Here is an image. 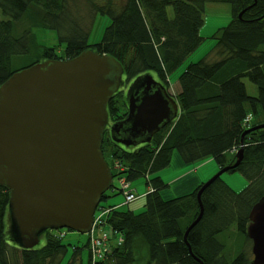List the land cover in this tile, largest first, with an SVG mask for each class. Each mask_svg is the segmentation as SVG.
Here are the masks:
<instances>
[{
    "label": "trees",
    "instance_id": "obj_1",
    "mask_svg": "<svg viewBox=\"0 0 264 264\" xmlns=\"http://www.w3.org/2000/svg\"><path fill=\"white\" fill-rule=\"evenodd\" d=\"M207 1L228 2L231 18L212 34V48L178 74L175 120L161 126L149 141L135 145L116 142L109 129L103 132L101 149L112 176L126 180L145 176L148 189L139 212L122 208L123 202L98 204L107 209L102 216L104 230L121 232L123 241L94 264H251L252 253L244 247L251 239L245 229L251 206L264 194V126L249 129L242 143L240 139L249 126L264 122V0H0V84L26 65L91 48L114 56L125 79L154 71L166 87L170 73L205 38L200 27ZM97 13L110 20L100 39L89 42ZM20 20L23 25H17ZM18 26L22 27L17 31ZM33 26L54 29L59 42H64V55L54 44H41L38 58L15 66L14 58L31 50ZM243 77L255 83L256 94L247 92ZM117 92L107 102L111 123L127 113V101L121 109ZM241 145L242 158L225 171L238 170L247 184L235 190L219 174L204 187L202 215L186 234L189 250L183 235L200 210L197 190L204 181L167 197L161 191L169 182L157 171L169 165L174 150L185 164L212 156L221 168L235 161ZM109 188L117 187L111 183ZM107 196L106 189L102 199ZM8 201L9 190L0 185V264L80 263L82 245L76 243L65 260L70 243L63 241L62 228L42 230V244H19ZM231 225L236 229L232 234ZM231 237L238 248L232 255ZM83 245L90 250L91 264L90 233Z\"/></svg>",
    "mask_w": 264,
    "mask_h": 264
},
{
    "label": "water",
    "instance_id": "obj_2",
    "mask_svg": "<svg viewBox=\"0 0 264 264\" xmlns=\"http://www.w3.org/2000/svg\"><path fill=\"white\" fill-rule=\"evenodd\" d=\"M123 67L112 55L87 48L67 58H46L13 71L0 84V185L9 190L8 212L16 240L24 247L39 242L46 228L86 232L112 173L101 149L108 126L124 145L147 142L153 132L177 117L179 106L165 85L144 72L127 90V113L108 124L107 102L121 85ZM264 126L263 123L249 129ZM219 168L197 190L242 158ZM251 264H264V194L248 213Z\"/></svg>",
    "mask_w": 264,
    "mask_h": 264
},
{
    "label": "rangeland",
    "instance_id": "obj_3",
    "mask_svg": "<svg viewBox=\"0 0 264 264\" xmlns=\"http://www.w3.org/2000/svg\"><path fill=\"white\" fill-rule=\"evenodd\" d=\"M1 17V16H0ZM203 24L200 27V34L204 36L205 38L203 39L202 43L198 46L197 49H195L184 61L181 63L173 72L170 73L169 75V83L167 84V89L175 96L179 89V84L177 82V76L178 74L184 69L185 65L189 61H195L202 55H204L207 51H209L213 44L215 43V39L212 36V34L218 29V27L225 25L228 23V21L231 18V6L228 2L224 1H207L204 5V11H203ZM109 17L106 14H101L97 13L95 15L93 24L91 26L90 34L88 37L89 42H96L100 39L103 29L106 24L109 23ZM23 20H20L17 22V25H23L24 23ZM22 26H18L17 31L21 28ZM32 32L35 35V40L33 42V45L31 44V50L29 53L26 54H20L17 55L13 62L15 66H20L23 64L28 63L30 60L34 58L39 57V50H38V45L40 46L41 44L44 45H51L54 44L57 47V53L59 55H64V42H59L57 33L54 29L44 27V26H33ZM36 45V47H35ZM33 46V47H32ZM150 73L155 74L154 71H150ZM123 82L122 85L119 86V91L116 94V100H118L117 104H121V109H123L124 106V99L127 101V90L123 91V89L129 85V81L126 79L125 76H122ZM125 80V81H124ZM131 80L130 82H132ZM243 81L245 82L246 85V90L249 94H256L257 92V87L255 83H253L250 79L247 77H243ZM121 89V90H120ZM127 89V88H126ZM123 103V105H122ZM110 118V117H109ZM110 120V119H108ZM175 118L172 121H174ZM111 121V120H110ZM107 129H105V133H107ZM177 152L176 150L173 151ZM103 153V152H102ZM228 156V155H227ZM172 162L170 165L160 169L157 171L158 174H160L163 179L166 181H173L175 178L181 175L185 170H193L201 177L202 180L200 181H205L207 180L210 176H212L215 172L219 170V165L215 161V159L212 156H203L200 157L190 163H186V165H182L181 168H178L180 166H177L176 159L174 157V154H172ZM228 165V164H227ZM110 166V165H109ZM185 167V168H184ZM220 177L227 182L231 187H233L235 190H240L242 189L246 184H247V179L246 177L239 172L238 170L235 171H223L220 174ZM113 184L116 186L118 183V179L114 176L112 178ZM130 186L135 190V196L132 197L128 202H124L123 198L124 195L122 192H118L116 189L113 190L111 188H107V193L108 196L105 197L104 199L101 200V203L103 205H109L112 203H115L117 201L123 202L120 206L122 208H130L133 209L134 212H139L144 209L143 206V201H144V193L148 189V185L145 183V176H137L134 179L129 180ZM176 182L171 184V187H166L165 189H162V194L164 196H171L175 195L173 192H171L172 188ZM108 207V206H106ZM106 213V209L103 208ZM99 211L97 212V214ZM104 213V214H105ZM95 216L96 213H95ZM95 218V217H94ZM8 222V219H7ZM53 230H58L55 228H51ZM105 229L109 232L110 231V226L105 225ZM231 231V234L236 231L235 226L231 225V228L229 229ZM63 239L64 242L70 243L69 245V250L66 254L65 260H67L68 256H70V252L72 250V243H76L78 245H82V250H81V258H80V263L78 264H88V261L90 262V250L88 246L83 245L84 242L88 241L89 238V233L87 232H80L74 229H64L62 228V231L59 232ZM121 233V232H119ZM123 236V235H122ZM230 237V236H229ZM45 240V234L42 233L39 238L38 244H42ZM233 237L229 238L228 244H232V248L230 246V251L229 254H234L238 251V248L235 249L236 247L233 244ZM245 249L247 251L251 252V242L245 241ZM110 246V245H108ZM235 250V251H234ZM233 252V253H232ZM252 253V252H251ZM64 260V262H65ZM94 261V260H93ZM90 264V263H89ZM92 264V262H91Z\"/></svg>",
    "mask_w": 264,
    "mask_h": 264
},
{
    "label": "built area",
    "instance_id": "obj_4",
    "mask_svg": "<svg viewBox=\"0 0 264 264\" xmlns=\"http://www.w3.org/2000/svg\"><path fill=\"white\" fill-rule=\"evenodd\" d=\"M119 185H120L121 190L125 194V200L126 201L130 200L132 197L135 196V192L129 187V183L125 177H119ZM103 208L104 207H101L98 209V211H99L98 217H100L104 213L105 210ZM121 242L122 241H120V240L113 241L110 244V246H108L105 233L101 234L99 237L93 236L92 246H91V250H92L93 256L95 258L93 263L97 259L103 258L105 256V254L111 249L113 244H120Z\"/></svg>",
    "mask_w": 264,
    "mask_h": 264
},
{
    "label": "crops",
    "instance_id": "obj_5",
    "mask_svg": "<svg viewBox=\"0 0 264 264\" xmlns=\"http://www.w3.org/2000/svg\"><path fill=\"white\" fill-rule=\"evenodd\" d=\"M173 154H174V157L177 161L176 165L180 166L178 168H181L182 165H186L184 162H182V160L180 159V157L178 156V154L176 152H174ZM171 160H172V158H171ZM171 162L172 161H170V163ZM170 163H169V165H170ZM199 180H202V179L199 175H197V173L194 171V169L193 170L187 169L183 173H181L180 176L175 178L173 181H171V182L168 181V182H169V188L171 187L172 183L176 182V184L172 188L171 192H173V194L174 193L178 194V193L190 191L199 183ZM121 201H117V202H115V204L119 205L122 203Z\"/></svg>",
    "mask_w": 264,
    "mask_h": 264
},
{
    "label": "bare ground",
    "instance_id": "obj_6",
    "mask_svg": "<svg viewBox=\"0 0 264 264\" xmlns=\"http://www.w3.org/2000/svg\"><path fill=\"white\" fill-rule=\"evenodd\" d=\"M168 90V89H167ZM169 91V90H168ZM170 92V91H169ZM171 93V92H170ZM172 94V93H171ZM173 95V94H172ZM174 98L176 99V97L174 96ZM170 122V121H169ZM153 134H154V132H153ZM152 134V135H153ZM152 135H151V137H152ZM134 190V189H133ZM101 200H102V196H101V199L99 200V202H98V204L101 202ZM96 207H98V205L96 206ZM96 210H97V208H95V210H94V213H93V219H92V224H91V227H90V229L88 230V231H86L87 233L89 232L90 233V235H91V245H90V247L92 246V238H93V236H97V237H99L101 234H103V233H105L106 234V241H107V244L108 245H110L113 241H117V240H120V241H123V234L122 233H119V232H117V231H115V232H111V234L110 233H108V232H106L105 230H104V227L102 226V223H103V220H102V216L103 215H105L106 213H107V211H106V213L104 214H102L100 217H98V216H95V213H96ZM107 210V209H106ZM95 217V218H94ZM61 228H68V227H55V229H61ZM47 229V228H46ZM68 229H71V228H68ZM75 230V229H74ZM42 231V230H41ZM41 231L39 232V238H40V235H41ZM78 231V230H77ZM43 233V232H42ZM19 243V242H18ZM20 244V243H19ZM38 244V243H37ZM36 245V244H35ZM34 245V246H35ZM33 247V246H32ZM92 251V250H91ZM92 255H93V253H92ZM93 260H95V258H94V256H93Z\"/></svg>",
    "mask_w": 264,
    "mask_h": 264
},
{
    "label": "flooded vegetation",
    "instance_id": "obj_7",
    "mask_svg": "<svg viewBox=\"0 0 264 264\" xmlns=\"http://www.w3.org/2000/svg\"><path fill=\"white\" fill-rule=\"evenodd\" d=\"M122 82H123V81H122ZM127 87H128V85L125 87V89H126ZM125 89H124V90H125ZM118 90H119V89H118Z\"/></svg>",
    "mask_w": 264,
    "mask_h": 264
}]
</instances>
